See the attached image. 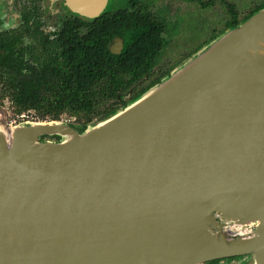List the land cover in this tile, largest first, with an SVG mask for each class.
<instances>
[{
  "label": "water",
  "instance_id": "obj_1",
  "mask_svg": "<svg viewBox=\"0 0 264 264\" xmlns=\"http://www.w3.org/2000/svg\"><path fill=\"white\" fill-rule=\"evenodd\" d=\"M230 259L264 264V7L83 130L0 125V264Z\"/></svg>",
  "mask_w": 264,
  "mask_h": 264
},
{
  "label": "flooded vegetation",
  "instance_id": "obj_2",
  "mask_svg": "<svg viewBox=\"0 0 264 264\" xmlns=\"http://www.w3.org/2000/svg\"><path fill=\"white\" fill-rule=\"evenodd\" d=\"M110 1L114 5L112 10L96 17H83L70 14L60 7L58 4L62 0H0V113L7 117L24 113L27 115L26 121H40L33 109L17 113L11 99L21 85L25 86L28 99L60 98L65 83L63 77L70 66H74L76 75L72 82L76 88L73 98L80 97L76 83L80 52L93 47L95 42L100 46L103 44L106 52L113 56H119L126 47L156 51L155 64L148 76L152 78L168 64V58L163 62L165 66L159 64L163 55L176 52V48L184 44L181 39L191 35L188 28L194 33L195 25L177 27L180 14L206 10L209 15L213 8L219 9V16L211 20L219 26L220 31L213 29L210 41L227 29L225 24L234 14L237 19L244 17L256 5L245 4L244 8L250 9L241 15L243 8L240 9L231 0ZM173 5L176 7L172 8ZM175 38H179V41L175 42ZM92 86L88 84L85 90L91 91L89 87ZM127 98L128 95L124 100ZM116 99L121 98L117 96ZM77 119V116L67 113H62L59 118L82 128ZM225 262L232 264L235 261L230 259Z\"/></svg>",
  "mask_w": 264,
  "mask_h": 264
},
{
  "label": "trees",
  "instance_id": "obj_3",
  "mask_svg": "<svg viewBox=\"0 0 264 264\" xmlns=\"http://www.w3.org/2000/svg\"><path fill=\"white\" fill-rule=\"evenodd\" d=\"M262 7H264V0L256 4L244 17L237 19L234 14L226 22L225 28L236 26ZM213 38L215 36L211 40ZM103 46L95 42L93 47L80 52L79 73L76 80L80 97L73 98L76 88L73 87L72 82L76 75L74 66H70L69 71L65 73L66 76L63 77L65 83L60 98L56 100L28 99L29 95L24 89L25 86L21 85L18 93H15L11 99L16 112L33 109L40 121L59 120L62 113H67L69 116H77V122L82 126L79 129L83 130L87 124L104 119L118 108L123 107L157 83L173 68H161L156 75L148 78L149 71L155 64L156 51L126 47L119 56H113L106 52ZM88 84L93 85L89 87L92 92L85 90ZM127 95L128 98L124 100ZM117 96L121 99L117 100Z\"/></svg>",
  "mask_w": 264,
  "mask_h": 264
},
{
  "label": "rangeland",
  "instance_id": "obj_4",
  "mask_svg": "<svg viewBox=\"0 0 264 264\" xmlns=\"http://www.w3.org/2000/svg\"><path fill=\"white\" fill-rule=\"evenodd\" d=\"M231 1L235 2V4L238 5V7L240 9L243 8V10L241 11V15H244L250 9V7L244 8L245 4L253 3V5H254V4H258L261 0H231ZM174 7H176V6L173 5L172 8H174ZM113 8H114V5H113L112 1H110L108 6H107V10H112ZM207 12H206V10L200 11V12L195 13V14L184 12L182 15L181 14L179 15V17L177 18V27L178 26L183 27V26L195 25L194 33L192 32L191 29L188 28L191 35L186 36V37L181 39L182 41H184V44L181 45L180 47H177L176 52H174V53L166 52L163 55L161 61L159 62V64H161V66L166 65V63L164 64L163 62L167 58H168V62H167L168 64H167L166 68H168V67L172 68V67L176 66L182 60L187 58L189 55L196 52L198 49H200L205 44H207L209 42L208 40L212 36V30L213 29L220 31V30H218L219 26H217V24L213 23L211 20V19H215L219 16L218 15L219 9L213 8L210 11L209 15ZM177 33H178V30L175 32L176 36H177ZM178 41H179V38H175V42H178ZM0 125L5 126L4 123L3 124L0 123ZM51 139H53V138H51ZM224 264H226V263H224ZM232 264H237V263L233 262ZM243 264H245V263H243ZM247 264H250V263H247Z\"/></svg>",
  "mask_w": 264,
  "mask_h": 264
},
{
  "label": "built area",
  "instance_id": "obj_5",
  "mask_svg": "<svg viewBox=\"0 0 264 264\" xmlns=\"http://www.w3.org/2000/svg\"><path fill=\"white\" fill-rule=\"evenodd\" d=\"M27 119V115L22 113L18 116H15V117H7V116H4L2 113H0V123L1 124H5V126H13L19 122H24L26 121Z\"/></svg>",
  "mask_w": 264,
  "mask_h": 264
}]
</instances>
